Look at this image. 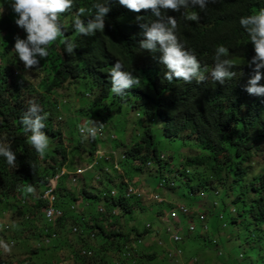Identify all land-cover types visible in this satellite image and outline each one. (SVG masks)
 Returning a JSON list of instances; mask_svg holds the SVG:
<instances>
[{"label":"trees","instance_id":"1","mask_svg":"<svg viewBox=\"0 0 264 264\" xmlns=\"http://www.w3.org/2000/svg\"><path fill=\"white\" fill-rule=\"evenodd\" d=\"M11 2L12 0H0V144L10 146L17 159L15 166H9L5 158L0 156V204L5 202L7 208L15 207L8 201L10 198L17 199L20 203L25 201L27 205L32 202L26 211L32 216L38 215L39 222L44 223L41 228H37V234L33 232L36 247L31 251L30 258L15 257V250L8 245L13 243L6 240L0 245V264H41L33 256L38 251H46L44 247L49 248L54 243V238L62 246L59 251L64 246L70 249V255L63 257L60 264L63 261L73 264H158V251L139 254L128 245L133 236L140 244L142 237L150 234L157 238V248L158 245L165 244L167 236H170L167 232L171 223L169 221H172L171 215L166 212L174 207L175 199H178L176 196L175 199H170L168 195L182 186L186 193L199 198L204 208L207 204L212 211L206 219L202 217L206 213L203 209L193 213L190 210L188 218L178 212V219L183 224L186 219L190 221L188 224L194 223V219L202 223L201 230H197L195 225L194 233H189L185 227L184 245L202 241L212 251L217 249L215 253L221 257L223 252L218 249L222 234L218 230H225L226 227L246 231L244 241L254 250V243H263L264 168L257 177H249L255 156L264 154V96L249 95L245 91L247 81L254 75L255 66H249V61L255 52L239 20L242 16L264 8V0H216L215 3H209L203 11L198 6L195 9H181V12L159 9L165 22L170 16L177 19L175 31L179 42L184 50L196 56L201 70L207 69L205 75L208 78L204 82H197L195 79L191 82L165 79L166 69L158 61L160 54H152L140 48L139 41L143 36L137 17H143V23L157 20L151 9L134 13L120 6L116 0H111L104 30L85 37L75 31V14L79 7H85L88 11L82 19L87 21L95 14L92 5L103 0H74L73 8L63 13L59 19L64 35L49 46L48 57L40 60V65L36 68L41 74V80L36 85L28 78L16 74L18 71L27 73L29 69L24 68L13 50L14 37L23 39L26 33L22 34L23 29L14 23L18 17L10 6ZM193 10L200 15L198 22L184 18V14ZM65 38L75 45L72 53L66 51ZM221 45L229 49L230 55L226 58L232 61L231 71L236 73L235 77L226 79L223 84L214 81L209 75L215 64V50ZM116 61L123 65L122 70L131 72L140 80L139 84L126 90L123 96H116L111 92L109 72ZM260 72L262 79L259 85L264 86V69H260ZM79 85L83 89L78 96V104L75 103V111L86 121L93 120L103 124L102 128L98 126L95 136H88L82 149L77 145L81 142L74 146V150L80 155H86L81 167L98 157L97 151L118 152L119 161L127 162L128 169L142 175L145 183H141L139 187L138 182H135L134 188L139 193L128 198L123 191L126 175H119L113 168V172L106 169V163L99 160L94 168L98 173V180L95 175H88L86 178L79 175L76 177V186L85 203L90 206L93 203L101 205L104 211L87 215L91 218V221H87L79 208L75 209L79 199L77 193L70 192L65 196L59 187L53 205L63 210V216L52 223H46L43 210L47 202L41 196L47 189L50 178L68 160L62 144V132L54 127L53 116L58 117V110L70 101V90ZM86 94L91 98H86ZM73 97L76 99V94ZM29 101H34L41 108V115L46 114L43 121L45 127L41 131L48 136L49 143L57 142L44 157H40L28 143L30 133H25L21 124V119L30 106ZM87 108V112L82 111ZM129 111L134 113V121L127 118ZM113 118H124L126 124L115 130L111 124ZM136 129H141L143 133ZM164 140L175 142V147L162 146ZM196 144L207 148L208 152L199 154L196 151L194 154L191 146ZM182 148L190 149V154L181 153ZM177 154L183 158L173 165L172 159L178 157ZM148 163L150 164L147 165ZM168 169L170 174L165 177L167 183L165 184V178L161 179V183H155L153 177H162ZM148 181L154 185V191L150 190ZM178 181L179 186L171 185ZM247 182L251 189L244 192ZM28 184L35 188L34 194L23 191ZM112 188L117 190L115 197L103 196L106 189L110 191ZM219 188L222 193L218 210L210 193H215ZM154 195L161 198V201L152 198ZM231 196L238 209L232 218L226 209V200ZM64 197L71 208L65 205L62 200ZM59 199L60 202H57ZM144 200L155 203L150 204L153 205L151 211L145 210ZM187 205L190 209L189 203ZM137 210L144 211V215H148L147 219L139 222L138 226H133L128 233L115 230L114 226L120 217L132 221V214ZM77 212L78 216L74 215ZM220 213L224 214L225 220L216 219V214L219 217ZM211 217H214L212 222ZM11 220L12 223L17 221L14 218ZM154 220L162 224V229L157 227V233L156 227L150 223ZM226 221L228 224L223 227L222 222ZM0 224L2 225L1 222ZM73 227L78 228V244L73 243L69 237L68 243L59 239L62 234L72 232ZM207 228L212 229L213 238L210 234L206 238L201 235V231H206ZM4 236L0 234L2 240ZM97 236L102 244L99 243L100 246L98 244L94 248L90 238ZM46 239H50L49 245H45ZM5 245L10 250H5ZM113 248L120 255L112 261L116 263L108 259L109 250ZM83 250L90 254H83ZM219 251L222 252L221 255ZM251 255L248 264H252L251 261L256 257L253 251ZM245 256L249 255L245 252ZM227 264H237L234 254L229 255Z\"/></svg>","mask_w":264,"mask_h":264},{"label":"clouds","instance_id":"2","mask_svg":"<svg viewBox=\"0 0 264 264\" xmlns=\"http://www.w3.org/2000/svg\"><path fill=\"white\" fill-rule=\"evenodd\" d=\"M110 2L111 0H103V2L93 4L92 7L95 10V14L90 19H87V21L82 19V17L86 15L88 9L79 7L73 22L75 31L85 37L95 35L98 31H103L105 28L106 16L110 11V7H108ZM116 2L134 13H140L142 10L151 9L153 15L158 18L151 23H143V17H137L138 22H140L139 27L142 30L143 36V39L139 41V46L149 53L160 54L158 61L166 69L164 72L165 79L169 81L173 79H182L185 82H191L195 79L197 82H204L208 78V76L205 75L207 69L201 70L200 63L196 56L184 50L182 44L179 42L175 31L177 29V19L170 16L166 18L165 22L164 18L161 17L159 9L163 8L173 12H181V9H195L198 6V8L203 11L209 3H215L216 0H116ZM10 6L14 14L18 17L15 19L14 23L26 33V39H21L19 36L14 37L15 43L13 50L19 61L23 63L25 69H36L40 65V60H44L48 57L49 46L64 35L59 24V19L63 13L73 8L74 0H12ZM184 18L188 21L198 22L200 20V15L197 11L193 10L184 14ZM239 24L247 32L255 52L254 57L249 61V66H255L253 68L254 75L247 81L245 91L249 95L264 96V86L259 85V81L262 79L260 69H264V8L259 9L251 15L242 16L239 20ZM64 43L66 45V51L72 53L75 45L68 41L67 38H65ZM229 55V49L223 45L218 46L215 50V64L209 75L214 81L220 84H223L226 79L236 76V73L231 71L233 67L232 61L226 58ZM153 57L155 58V55ZM122 69L123 65L119 61H116L109 72L111 78V92L116 96L125 95L126 90L133 88L134 85L140 82L138 77ZM29 105L28 110L21 119L23 131L25 133H30L28 136V143L35 149L40 157H44L49 149L50 142L48 136L41 131V129L45 127L43 121L46 118V114L41 115V108L34 101H29ZM98 126L102 128L103 124L88 120L81 129V132H86V135L88 133L95 136L98 131ZM96 153H98L100 157L98 156L95 158V163L90 165L92 158L85 167L82 169L80 168L84 170L83 173L88 171L87 176L95 175V179L98 180V173L95 172L94 168L97 166L99 160L106 163V169L112 171L111 168H113L119 175L125 174L120 169L122 162L115 158L114 163L113 159L109 157L113 152L97 151ZM0 156L5 158L9 166H15L17 156L15 152L11 150L10 146L0 144ZM117 163L119 169L116 168ZM149 164L150 163L147 165ZM82 174H80V176H82ZM124 182L126 186L124 185L123 191L126 193L128 187H134V184L128 179H124ZM112 190H115L114 196L110 194ZM23 191L27 194H34L36 190L32 185L28 184ZM104 193L115 197L117 195V190L116 188H112L110 191L105 190ZM221 193L220 188L213 193V200H215L214 204L217 205V207L220 204ZM85 204L90 207L88 203ZM226 209L230 213L231 218L237 214V206L235 205L234 207V205L228 203V201H226ZM217 218L225 220L223 213H220ZM186 221L188 220H185V222ZM227 224V221L226 223L222 222L223 227H226ZM228 228L229 227H226L225 230ZM203 232L201 231V233ZM182 245H184L183 242L180 243L179 249L184 251ZM5 250H10L7 245H5ZM221 254L222 252L219 253V255ZM165 256H168L174 263L178 261L181 264H189L196 260L197 262H195V264H200L199 258L184 262L182 255H180V257H170L168 251L165 252ZM237 260V264H240L239 260H244L243 252L239 254Z\"/></svg>","mask_w":264,"mask_h":264},{"label":"rangeland","instance_id":"3","mask_svg":"<svg viewBox=\"0 0 264 264\" xmlns=\"http://www.w3.org/2000/svg\"><path fill=\"white\" fill-rule=\"evenodd\" d=\"M23 33H25L24 30H23L22 34ZM22 38L26 39V35L23 36ZM16 74L22 75V77L28 78V80L33 81L35 85L38 84L41 80V74H39L37 72V69H35V68L29 69V72H27V73H24V72L20 73L18 71ZM38 74H39V76H38ZM82 89L83 88L80 85L76 88H72L70 90V94H69L70 95V101L68 103H64V104H66V106H64L63 108H60V110H58L59 111L58 117L56 115L53 116L54 121H55L53 123L54 127L60 129L62 132V144L66 150V156L68 159L66 164L63 166V168L61 170L63 173L62 179L61 180L58 179V181L55 184L56 188L54 190V197H55V201H56V199H57L56 191L59 187H61V190L64 191L63 193L65 194V196L70 192L77 193L79 199L77 198L78 201H77L76 209L79 208V211L81 212L83 217H85L87 221H91V218L87 217V215L90 216L93 213L96 214L98 205H96V203H93L94 206L92 205V206L88 207L85 204V202L83 201V197L79 195V191H78V188L76 186V177L80 175V168L81 169L83 168V167H81V163H82L84 158L86 159V155H80V153L77 150L76 151L74 150V146H76V144L78 142H81V144H77V145H80L81 149H82V146H84V144H85L84 142L86 141V139H88V136H89L88 133L86 135V132H83V133L81 132V129L86 124V120H84L85 118H80V115H78L77 112L75 111V109H76L75 103L78 104V100H79L78 96L80 95ZM85 89H84V91L86 92ZM73 91H76V93ZM75 94H76V99H75V97H73V96H75ZM86 98L90 99L91 97L89 96V94H86ZM84 102H85V98H84ZM85 106H86V104H84V107ZM88 109L89 108L82 109V111L87 112ZM51 114H52V111H51ZM119 117H121L120 114H119ZM59 118H61V119H59ZM127 118L130 121H134L135 120L134 113H132L131 111L127 112ZM125 122L126 121L124 118L116 119V120L113 118V120H111V124L115 130H119L123 125L126 124ZM136 131L143 133L141 131V129H139V130L136 129ZM155 131L160 134V132L158 130H155ZM156 132H154V133L156 134ZM83 136H85L86 138H83ZM63 138H64V140H63ZM124 139H127V138L124 137ZM54 144H57V142L52 141L51 143H49L48 151H50L54 147ZM175 145H176L175 142L168 141V140H164V142L162 143V146H168V147H175ZM191 147L193 148L194 154L196 151H199V154H201V152H203V154H204V152H206V153L208 152L207 148H205V147L202 148L197 144L194 146H191ZM184 150H186L187 152ZM189 151H190V149H187V148L183 149L182 148L181 153L190 154ZM113 155H114V158H113ZM119 155L120 154H118V152H113L112 155H110L109 157H111V159H113V162L115 163V158L119 159ZM181 158H183V157H181L180 155H178V157L173 158L172 159L173 165H174V163L177 162V160L181 161ZM95 162H96V159L93 158L90 162V165L95 163ZM126 163L127 162H122L120 165L121 171H123L127 177L125 179H128V180L132 179L131 180L132 184H135V182H138V186L141 187V183H145V178H142V175L141 176L138 175L137 172H135L133 170H129ZM116 168L119 169L118 163L116 165ZM250 168H251V173H250L249 179H251L253 176L257 177L260 173H262L263 168H264V154H262V153L257 154L255 156ZM87 174H88V171H85L81 177L86 178ZM169 174H170V171L168 169V171L165 172L162 177H160V176L153 177L154 182L155 183H157V182L161 183V181H163L161 179L168 177ZM164 181L166 184L167 183L166 178L164 179ZM179 182L180 181H178L177 183L174 182L173 186H179L178 185ZM181 182H184V181H181ZM148 184L150 185V190L154 191V189H155L154 185L150 184L149 181H148ZM246 185H248V186H245L244 192H248L251 189L249 182H247ZM181 186H182V183H181ZM175 189L176 190H174V191L170 190L172 193L168 195L170 199H175L176 197L178 198V199H175L174 206L186 205L188 207L187 204L189 203V205L191 206L190 210L192 213L193 212H201L203 209L204 212H206L205 214H203L205 219L208 218L212 214L210 207H208L206 204V208H204V206H203L202 202H200L199 198L192 197L188 193L185 192L186 190H185L184 186H182L180 188H175ZM221 192H222V190H221ZM65 198L66 197H64V199L62 198V200H64L65 205L68 207V203L66 202ZM210 198H214L213 193H210ZM232 198L233 197L231 196V198H229L226 201H228V203H230V204H233L235 207L234 202H232ZM8 201L10 202V204H13L15 207L8 206V208H7V203H5V202L0 204V222L2 223V225L0 224V234H2L3 236H4V234H6V237L4 236V240H2L0 238V245H1V243H5L6 240H9V242L13 243V245H10L9 243H8V245L10 247H12L13 250H15V251H13V254L15 255V257L28 259V258H30L31 251L36 247V243L33 241L34 238H36V237H34V233H36V230L39 231V229H37V228H41V224L44 222L43 221L39 222V219H37L38 215L32 216L31 214H29L26 211V209H28V205L32 204V202L30 204L28 203V205H27V203L25 201H22L20 203L19 200H17V199L11 200V198H10ZM55 201H54V203H55ZM210 201H211V199H210ZM11 202H13V203H11ZM57 202H60V199L57 200ZM142 202L144 203L143 206H144L146 211H151L150 208L155 204L152 201H148V200H144ZM217 202H218V199H217ZM150 204H153V205H150ZM168 212H169V210L166 213H168ZM74 215L78 216V212L75 213ZM147 216L148 215H144V211L137 210L136 212H134L132 214V217H131L132 221H128L126 218L120 217L118 223L116 224V226H114V228H115V230H118V231L122 230L124 233H128V231H130V229L133 226H138L139 222L147 219ZM11 218L16 219L17 221L12 223ZM213 218L214 217H211V219H210L211 222H212ZM216 219L218 220L217 216H216ZM216 219H215V221H217ZM44 221H46V220H44ZM193 221L196 224V226L198 227L197 229H200V226L202 224L201 221L198 219H194ZM189 222L190 221H186V223H184L183 226H187ZM46 223H47V221H46ZM150 223L153 224L154 227H156V233H157V227L158 226L160 227V229H162V224H159V221L156 222V220H154L153 223L152 222H150ZM7 226H8V228H6ZM105 226H106V223H105ZM252 228H254V227L252 226ZM5 229H7V230H5ZM109 229H111V227H109ZM211 230L212 229L207 228V230L204 231L203 233H201V235L206 238V236H208V234H210L213 238V233ZM218 232H220L222 234L221 241H220L221 246L219 247L218 250H221L223 252V256L219 257L218 254L215 253L217 251V249L212 251L210 248L205 246V242L193 241V242H188L185 245H182V247L184 249V251H182L183 261L186 262V261H190L191 259L199 258L200 264H227L228 259H229V255L232 253L235 255V261L238 263L237 257L239 256V254L241 252H243L245 254V252H246L249 256L248 257L245 256L244 260H239V263L240 264L241 263L242 264H248L252 258L251 254L253 251V255L256 257L251 261L252 264H264V236L262 237L263 243H261V244L254 243V246H253L255 248V250H254L250 245H247L244 241V237H245L244 234H246V231H243V230L239 231V230H236L233 228H228L227 230L219 229ZM262 234H263V232L260 233L259 236ZM68 237L71 239V241L73 243L78 244V242L76 241L78 234H74L73 232H70V231H69V234H67V235L62 234V236L59 239L64 240L68 243V240H69ZM167 237H168V239L166 240L165 244L161 245V246L158 245V248H157V238L154 237L153 235L150 234V235L143 236L142 237V243H140V244L138 243L136 238L133 236L132 240L129 242L128 247L136 250L139 254L143 253V252L158 251V255H157V263L158 264H181L178 261H177V263H174L173 261L170 260V258L168 256H165V252H167V251L173 252L176 250V248H180V244H175L174 242H172L170 240L169 236H167ZM98 239H99L98 236L94 237L92 239L90 238V243L94 246V248H97V245L99 243H101V241H99ZM203 239H200V240H203ZM54 240H55L54 243L52 241L53 244L49 248H48V246L44 247L45 249H47L46 251H38V254L34 255L33 258H36V260H38L41 264H44V263L60 264V262H59L60 260H64L66 255H70L69 254L70 249L68 246H64L61 249V251H59V249L62 246L60 245V242H58L56 238H54ZM37 244L39 245L40 243L37 242ZM251 244L253 245V243H251ZM45 245H49V244H45ZM99 246H100V244L98 245V247ZM116 252L117 251L115 250V248L109 250L108 259L111 262L115 261L118 257H120V255H117ZM63 254H65V255L63 256ZM175 259H177V258H175ZM112 263H116V262H112ZM61 264H73V263L63 261V262H61Z\"/></svg>","mask_w":264,"mask_h":264},{"label":"built area","instance_id":"4","mask_svg":"<svg viewBox=\"0 0 264 264\" xmlns=\"http://www.w3.org/2000/svg\"><path fill=\"white\" fill-rule=\"evenodd\" d=\"M61 170L57 174H55L53 177L50 178L49 184L47 185V189L43 192V194L41 196V198L47 202V206L43 210L44 218L47 221V223H52L57 218H60L61 216H63V210L55 208L53 205L54 201H55V197H54V190L56 188L55 184L58 181V179H61L63 176L62 175L63 173ZM83 171L84 170L80 169V174H82ZM171 185H174V182H172ZM138 193L139 192L133 186H129L127 191H126V195L128 198L133 196V195H137ZM110 194L114 196L115 190H112ZM103 196H106V194L104 193ZM152 198H156L159 201H161V198H159L157 195L152 196ZM139 199H141V198L139 197ZM103 211H104V207L99 205L97 207V212H103ZM178 212H181V214H183L184 216L186 215L187 218L191 214L190 209L186 205H176L175 207H173L169 211V214L172 217V221L171 220L169 221V218H168V221L171 223L167 228V232L170 235L169 236L170 240L172 242H174L175 244H180L183 242V238H184L183 231L185 230V227L188 229L189 233H192L195 231V223H190L187 226H183L182 221L178 219V215H179ZM113 214H114V212H113ZM202 217L204 218L203 215H202ZM165 220H166V218H165ZM72 232L74 234H78V228L74 227L72 229ZM49 241H50V239H46L44 242L46 244H48ZM83 254H90V252L83 250ZM168 255L170 257H180V255H182V249L176 248V250L173 252L168 251ZM195 262H197V261L195 260ZM195 262L192 261L189 264H195Z\"/></svg>","mask_w":264,"mask_h":264},{"label":"bare ground","instance_id":"5","mask_svg":"<svg viewBox=\"0 0 264 264\" xmlns=\"http://www.w3.org/2000/svg\"><path fill=\"white\" fill-rule=\"evenodd\" d=\"M60 189V188H59ZM221 198V197H220ZM75 207V206H74ZM68 208H71V207H68ZM76 209V208H75ZM65 215V214H64Z\"/></svg>","mask_w":264,"mask_h":264},{"label":"crops","instance_id":"6","mask_svg":"<svg viewBox=\"0 0 264 264\" xmlns=\"http://www.w3.org/2000/svg\"><path fill=\"white\" fill-rule=\"evenodd\" d=\"M108 189H106V191H107Z\"/></svg>","mask_w":264,"mask_h":264}]
</instances>
